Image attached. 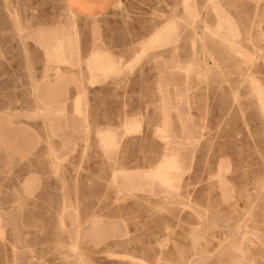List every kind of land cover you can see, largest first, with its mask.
Masks as SVG:
<instances>
[{
	"label": "rangeland",
	"instance_id": "obj_1",
	"mask_svg": "<svg viewBox=\"0 0 264 264\" xmlns=\"http://www.w3.org/2000/svg\"><path fill=\"white\" fill-rule=\"evenodd\" d=\"M69 9L0 0V264H264V0ZM69 24L78 66L38 39ZM97 50L117 65L107 78ZM34 89L63 116H40ZM174 169L177 190L124 179Z\"/></svg>",
	"mask_w": 264,
	"mask_h": 264
},
{
	"label": "crops",
	"instance_id": "obj_2",
	"mask_svg": "<svg viewBox=\"0 0 264 264\" xmlns=\"http://www.w3.org/2000/svg\"><path fill=\"white\" fill-rule=\"evenodd\" d=\"M65 1L67 3L68 7L70 8L69 9L70 12L75 17H76V15H78L80 17L93 18V19L101 17V16L109 13L112 10V8L115 6V3L117 2V0H65ZM69 26H70V24L69 25H60L59 30L52 31V33H47L48 34L47 36H45V33H44V35L40 34L41 36L38 39H40V42H41L42 46L44 47L45 53L48 56V59L50 62L59 64V65H73V66L77 65L78 66L81 63V60H80L81 56L79 53L80 50L78 48H76L79 46L78 45L79 40L76 38L73 39L72 43H74V44H72V43H70V41H68V40H70V38H69L70 27ZM64 39H66V40H64ZM64 46H65V48H64ZM74 53H76V54H74ZM90 66L94 70L96 77L107 78L117 71V65L114 62L113 58L110 57V55L108 53H106L102 50L101 51L97 50V51H94L92 53ZM60 73H62V72L61 71L57 72L58 77H60V75H61ZM98 74H100V75H98ZM58 79H60V78H58ZM75 83L81 84V81H78L76 79ZM34 92L39 94L36 101L38 103V108H39L38 114L40 116L42 115V117L45 119H49L52 116H58V117L63 116L62 114L64 113V109H62V107H56L53 105V102H52L53 96L52 95L46 94L45 91H43V89H34ZM85 123H87V122L85 121ZM48 124L50 125L51 122L48 121ZM52 126H53V124H51V127ZM0 134H3L2 130H0ZM98 135L100 137L101 145L104 149L113 150L114 148H116V145L114 144V146H113L112 143L116 142L117 139L115 137H112L111 132H108V131L102 132L101 131L98 133ZM51 147L54 148L53 146H51ZM135 177H138L141 180L142 179L145 180L144 183L148 184L149 177L144 176L143 173H139V175H130V176L127 175L124 177V179L131 180V179H134ZM129 183L130 184L126 185L127 190H129V189H143L144 188L143 184L139 183V184L135 185L134 182H132V183L129 182ZM87 224H89V226L93 230H96L95 232H98L99 222L95 221V222L91 223L88 221ZM80 236L82 239L85 237V234L83 233V228L81 229Z\"/></svg>",
	"mask_w": 264,
	"mask_h": 264
},
{
	"label": "bare ground",
	"instance_id": "obj_3",
	"mask_svg": "<svg viewBox=\"0 0 264 264\" xmlns=\"http://www.w3.org/2000/svg\"><path fill=\"white\" fill-rule=\"evenodd\" d=\"M74 17V16H73ZM74 21H75V19H74ZM76 24V23H75ZM18 26V25H17ZM21 27V26H20ZM66 27V26H65ZM70 27V26H69ZM66 29V28H65ZM21 31V30H20ZM67 31V30H66ZM77 31V30H76ZM72 32V31H71ZM55 40V39H54ZM64 40H66V39H64ZM68 40V39H67ZM68 41H70V40H68ZM66 42V41H65ZM72 44H74V43H72ZM66 45V44H65ZM73 46V45H72ZM64 48H65V46H64ZM78 48V47H77ZM79 49V48H78ZM74 51V50H73ZM75 52V51H74ZM80 53V52H79ZM74 54H76V53H74ZM73 54V55H74ZM65 55V54H64ZM81 60V59H80ZM68 62V61H67ZM72 63V62H71ZM106 72V71H105ZM98 75H100V74H98ZM39 101V100H38ZM42 108V107H41ZM168 109H169V107H168ZM170 110V109H169ZM85 111V110H84ZM165 111V110H164ZM168 112V111H167ZM62 114V113H61ZM165 114V113H164ZM164 114H163V117H164ZM63 115V114H62ZM42 116V115H41ZM44 116V115H43ZM167 116H169V115H167ZM166 116V117H167ZM62 117V116H61ZM170 118V117H169ZM167 119V118H166ZM164 120V119H163ZM165 122V121H164ZM130 123V122H129ZM165 124V123H164ZM51 125V124H50ZM169 154H170V152H169ZM174 160H176V161H179L180 163L183 161L182 160V158H181V156H178V157H174ZM152 171V170H151ZM150 171V172H151ZM178 170H176V169H174V171H172V173H171V175L170 176H160V178L158 179V178H156V176H151V177H149L150 179H148V183H150L151 182V185H154V184H156V183H158V184H160V185H162L163 187H165V188H167V189H169V190H177L178 189V183L179 182H177V176H176V172H177ZM179 172V171H178ZM68 201L66 202V206H65V209H67L68 208ZM77 219V222H78V225H79V227H77V228H75V229H72V228H69V230L68 231H70L69 233L70 234H76V236H75V238H77V239H79V238H81V236H80V234H81V229L83 228V224L81 225L80 223V219L79 218H76ZM88 222V221H87ZM74 228V227H73ZM67 231V232H68ZM77 244V243H76ZM202 253V252H201ZM200 253V254H201ZM76 254V253H75ZM242 254V253H241ZM83 257V256H82ZM80 258V257H79ZM81 259V258H80ZM81 263V262H80ZM200 263V262H199Z\"/></svg>",
	"mask_w": 264,
	"mask_h": 264
}]
</instances>
